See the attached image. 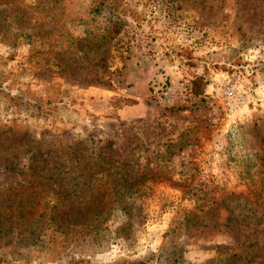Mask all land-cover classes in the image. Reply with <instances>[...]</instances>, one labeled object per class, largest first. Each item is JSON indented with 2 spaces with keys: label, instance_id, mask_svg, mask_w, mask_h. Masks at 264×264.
Listing matches in <instances>:
<instances>
[{
  "label": "rangeland",
  "instance_id": "obj_1",
  "mask_svg": "<svg viewBox=\"0 0 264 264\" xmlns=\"http://www.w3.org/2000/svg\"><path fill=\"white\" fill-rule=\"evenodd\" d=\"M93 1L0 0V264H264V0Z\"/></svg>",
  "mask_w": 264,
  "mask_h": 264
},
{
  "label": "trees",
  "instance_id": "obj_2",
  "mask_svg": "<svg viewBox=\"0 0 264 264\" xmlns=\"http://www.w3.org/2000/svg\"><path fill=\"white\" fill-rule=\"evenodd\" d=\"M6 1L8 2V4H10V3L13 2V0H6ZM93 3H94V9L92 11H95L97 13L98 12H101L103 10H106V11H108V13H110L112 15H117L119 17H122V16H124V17L125 16H130L129 15V12H130L129 11V8H127V6L124 5L123 0H94ZM10 16H11V18H14L16 22H21L22 21V18H23V15H19L18 12H16V13L15 12L14 13L12 12ZM0 17H1V15H0ZM29 22H31V19L29 20ZM35 42L36 41H34V40L33 41H30V43H32V45L35 44ZM10 44H13L14 45V44H16V41L13 40ZM194 91H195V93H199V92L202 93L203 92V87L200 90H197V86L194 85ZM7 161H9V160H7ZM10 164H11L10 166L8 165L6 167L7 168H10L12 170H18L19 171V169H17V166H16V163L15 162L12 161V162H10ZM109 175H110V172H108V173H106V175H104V177L106 179L105 180V187L100 188V191H104V189H108L107 192H103L104 194H103L102 200L105 199V198L108 199V198L115 197V194H116V192L114 193V191H113L115 186L112 184V182H110ZM35 177H39L40 179L43 180V179H46L47 177H49V174L42 175V174H39L37 171H35L32 174V178H35ZM32 178H31V180H32ZM44 184H46V183L44 182ZM34 187L36 188L35 185H34ZM22 192L24 193V190ZM23 202H25V201H23ZM23 202L20 200L18 203L15 204V206L16 207L18 205L27 206ZM102 202L103 201H101V203ZM93 204L94 203L91 202V203H89V206H92ZM6 208H7L6 210L8 212H10L13 209V206H6ZM100 208H101V206H100ZM56 209H54V210H56ZM39 216H40L39 218H43L44 217L42 214H40ZM85 216H86L85 219H86L87 223L90 224V225L102 224L103 222H105L107 220V218H102V217L96 218L95 215L94 214H91V213H89L87 215L85 214ZM51 218L55 220V216L54 215H52ZM25 219H27V221H28L27 224L28 225H32L31 222H30V220H33L34 218H29V214L28 215L20 214V216H18V218H17L18 222L25 221ZM9 220H10V218L8 216H4L3 218L0 217V232L3 230V228H2L3 226L2 225L6 221H9ZM171 254L172 253L166 254L165 255V258L168 259V261L170 263H172V264H178L179 260H170L169 257H170Z\"/></svg>",
  "mask_w": 264,
  "mask_h": 264
},
{
  "label": "built area",
  "instance_id": "obj_3",
  "mask_svg": "<svg viewBox=\"0 0 264 264\" xmlns=\"http://www.w3.org/2000/svg\"><path fill=\"white\" fill-rule=\"evenodd\" d=\"M224 95L229 102H233L235 99L239 102V98L233 88H227L224 91ZM190 96L191 91L185 85H172L165 82H153L151 85V97L165 106L173 107L187 102Z\"/></svg>",
  "mask_w": 264,
  "mask_h": 264
}]
</instances>
